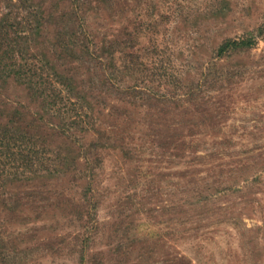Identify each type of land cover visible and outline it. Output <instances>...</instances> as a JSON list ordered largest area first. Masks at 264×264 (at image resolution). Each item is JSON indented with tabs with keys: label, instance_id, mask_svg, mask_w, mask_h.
Masks as SVG:
<instances>
[{
	"label": "rangeland",
	"instance_id": "1",
	"mask_svg": "<svg viewBox=\"0 0 264 264\" xmlns=\"http://www.w3.org/2000/svg\"><path fill=\"white\" fill-rule=\"evenodd\" d=\"M0 264H264V0H0Z\"/></svg>",
	"mask_w": 264,
	"mask_h": 264
},
{
	"label": "trees",
	"instance_id": "2",
	"mask_svg": "<svg viewBox=\"0 0 264 264\" xmlns=\"http://www.w3.org/2000/svg\"><path fill=\"white\" fill-rule=\"evenodd\" d=\"M26 72H27V70H26ZM15 75L17 76V75H20V74H19V72H16Z\"/></svg>",
	"mask_w": 264,
	"mask_h": 264
}]
</instances>
